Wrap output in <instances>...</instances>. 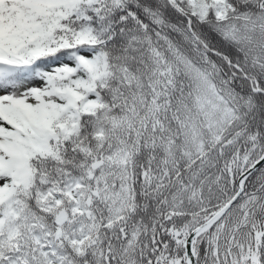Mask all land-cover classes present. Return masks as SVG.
Listing matches in <instances>:
<instances>
[{"label":"snow or ice","instance_id":"1","mask_svg":"<svg viewBox=\"0 0 264 264\" xmlns=\"http://www.w3.org/2000/svg\"><path fill=\"white\" fill-rule=\"evenodd\" d=\"M0 264H264V0H0Z\"/></svg>","mask_w":264,"mask_h":264}]
</instances>
